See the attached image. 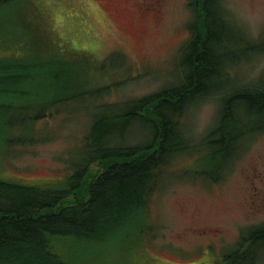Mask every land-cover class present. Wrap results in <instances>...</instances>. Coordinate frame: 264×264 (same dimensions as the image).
I'll list each match as a JSON object with an SVG mask.
<instances>
[{"label":"trees","instance_id":"obj_1","mask_svg":"<svg viewBox=\"0 0 264 264\" xmlns=\"http://www.w3.org/2000/svg\"><path fill=\"white\" fill-rule=\"evenodd\" d=\"M35 1L41 10L33 17L24 14L28 0H0V12H15L0 17V154L6 159L10 142L35 144L38 123L79 99L95 110L94 136L90 128L81 150L88 152L71 160L73 168L59 184L15 182L0 173L8 179L0 178V264H131L118 236L154 230L151 197L185 149L214 154V170L194 176L215 181L224 175L223 159L243 140L264 135V68L255 76L241 72L264 55V28L254 38L231 19L224 0H187L188 37L178 50L175 83L109 102L103 71L92 67L96 53L64 51L50 42L40 19L47 6ZM39 29L47 40L38 39ZM207 98L221 110L194 145L186 118ZM137 124L141 138L134 134ZM99 249L104 258L95 253ZM230 249L225 252L232 264H256L264 251V224L240 233ZM114 254L123 260H112Z\"/></svg>","mask_w":264,"mask_h":264},{"label":"rangeland","instance_id":"obj_2","mask_svg":"<svg viewBox=\"0 0 264 264\" xmlns=\"http://www.w3.org/2000/svg\"><path fill=\"white\" fill-rule=\"evenodd\" d=\"M42 1L47 7L40 19L47 39L64 51L96 53L92 67L103 71L109 102L143 96L166 83H175L178 50L188 37L191 12L187 0ZM224 2L231 19L258 38L264 28V0ZM24 10L25 16L35 17L41 9L35 0H28ZM4 13L6 18L15 15L10 8H3L0 17ZM37 37L47 40L40 29ZM115 53L123 54L124 59L108 56ZM262 68L264 55L241 72L255 76ZM83 101H74L69 109L41 120L40 139L35 144L15 146L10 142L6 159L0 154V173L15 182L18 178L53 184L65 180L73 168L71 160L81 158L83 138L95 118V110L86 109L89 102ZM220 110L215 98L190 109L186 123L191 131L187 135L194 145L217 121ZM91 133L94 136L92 128ZM134 134L136 138L143 136L139 124ZM213 160L214 154L198 155L185 149L173 161L149 203L154 230L138 238L118 236L121 246L127 244L124 249L128 250L125 255L129 263L232 264L225 251L234 245L240 232L246 234L264 224V135L243 140L239 149L223 159L224 175L215 181L194 176L195 171H213ZM88 170L96 174L97 166L91 165ZM95 253L105 256L101 249ZM112 256V260H123ZM256 264H264V251Z\"/></svg>","mask_w":264,"mask_h":264}]
</instances>
